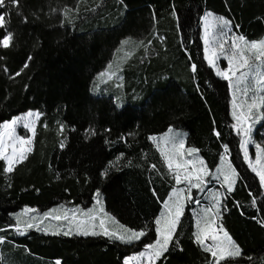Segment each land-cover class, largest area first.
<instances>
[{
    "label": "trees",
    "instance_id": "16d2710c",
    "mask_svg": "<svg viewBox=\"0 0 264 264\" xmlns=\"http://www.w3.org/2000/svg\"><path fill=\"white\" fill-rule=\"evenodd\" d=\"M205 12L232 21L249 41L264 38V0H19L8 9L14 46L0 47V124L28 111L41 118L28 158L11 174L0 161V236L8 241L0 245V264H124L144 251L157 239L154 221L176 186L149 139L169 128L187 132L186 146L199 149L210 171L228 146L240 179L231 193L219 186L226 195L220 223L242 250L230 264H264V192L232 127L229 83L204 58ZM129 37L135 46L120 67L122 82L98 84ZM141 40L152 43L145 50L137 46ZM255 138L264 148V120ZM121 154L119 167L102 176ZM97 190L120 224L146 227L148 235L124 244L36 228L21 236L9 228L24 207L40 213L65 204L87 208ZM194 204L188 202L177 225L178 243L155 264H212L195 242Z\"/></svg>",
    "mask_w": 264,
    "mask_h": 264
},
{
    "label": "snow or ice",
    "instance_id": "6c2138e0",
    "mask_svg": "<svg viewBox=\"0 0 264 264\" xmlns=\"http://www.w3.org/2000/svg\"><path fill=\"white\" fill-rule=\"evenodd\" d=\"M12 6L18 8L19 0H0V9L3 10L0 11V29L6 30L0 36V47L3 49H9L14 46V34L8 30L6 23L8 9ZM172 14L174 16L176 15L174 7ZM210 17H212L211 22H209ZM202 19L205 21L203 37V43L205 45L204 58L210 66L216 68V74L228 81L230 88L234 89L232 117L236 123L232 127L238 135L244 137L240 143L243 158L247 162L250 170L258 177L261 188H264V148H261L259 144L255 145L260 154L255 157V161L253 162L250 159L247 147L252 143V127L249 121L256 118V114L260 108H264V95H261V93H264V72L261 71L264 68V39L247 40L243 34L234 32L233 22L223 16L213 17V14L208 12L205 13ZM235 28L239 29V25H235ZM131 41V37L125 39L121 42L122 47L128 45ZM151 43V40H148L147 44L141 40L137 46H143L146 50L147 46ZM131 54L129 52L126 55L130 57ZM221 58L227 60L228 66L226 69H221L217 66V61ZM0 59H3V57H0ZM30 59L31 57H29ZM27 67L28 63L26 62L24 68ZM3 70L7 72L6 67ZM191 71L196 73V64H191ZM20 74L21 72H17L14 76H19ZM112 75H115V73ZM241 85L244 86L242 89ZM236 93H242V95L237 97ZM249 93H251V96ZM238 99L239 102H237ZM40 115L38 111H29L24 117H16L9 122L0 124V128L3 129L0 131V161L6 162V166L3 169L4 173H13L16 166L25 161L33 151V141L36 132L35 121L39 119ZM18 127H22L26 131L31 132L32 135L22 136L17 134L16 130ZM60 127L61 131H63V125ZM106 131H110V129H106ZM168 131L172 132V129L169 128ZM91 134L95 135L96 133L93 130ZM214 135L219 138L221 133L214 129ZM149 139L154 142L157 141V137L155 136H151ZM160 140L164 145H170V148L160 147L159 144L157 145L169 174L175 181V185L184 184L185 187H174L168 199L163 201L164 211L154 221L157 239L154 242L145 244V250L139 253L140 257L146 258L148 264H155L157 260L164 256V253L169 251L171 244L178 243V241H174V234L184 214V201L188 200L192 203L199 204V200L192 195V191L193 189L204 191L207 184L205 178L211 175L204 159L199 157V149L192 146L186 147L184 138L166 136L161 137ZM61 147H64L63 143ZM224 152L230 159L231 151L227 145H224ZM122 156L123 154H121V157H117L114 162L110 161L109 167L104 169L102 176H108L109 168H118ZM186 156L192 158L187 159L185 158ZM223 159L224 157H222ZM150 167L156 170L157 166L153 164ZM189 168H191V171H189ZM218 171L220 176H223L221 186L226 187L227 192L231 193L234 190L237 180L240 179L239 173L231 163H229L227 169L220 168ZM220 176L216 178L219 179ZM95 198L96 204L100 205L101 193L99 190L96 191ZM212 199L213 205L204 209L202 215L198 214V232L195 234V242L203 246L204 250L211 254L213 258L212 264H222V262L230 264V261L242 256V250L224 229L223 224L218 223V218H222L219 196L214 195ZM255 204L256 200L253 199V205ZM61 208L63 209V206ZM57 212L58 210L54 208L41 215L37 213L36 209L25 207L22 213L17 216L16 223L9 225V228L21 236L26 235V229L33 228L43 231L47 235L50 233V229H41L40 225L45 220L51 218L55 221L67 222L66 228L58 226L54 231H51L52 235L102 236L124 244L140 242L142 238L148 235V229L146 227L139 230L131 229L119 224L114 217L110 219L117 227L110 229L106 226L105 219L103 218L108 216L103 207L88 210L64 209L63 215L56 214ZM30 213H37V215L29 216ZM21 216L28 218L22 220ZM98 218L99 230H97V224L95 223ZM260 223L261 226H264V220L260 221ZM201 225L203 226L201 227ZM0 231L5 230L0 229ZM207 240H210L211 243L206 245L205 241ZM7 242L6 236H0V245ZM134 259L135 257H128L124 260V264H131V261ZM55 264H61V261L57 260Z\"/></svg>",
    "mask_w": 264,
    "mask_h": 264
},
{
    "label": "rangeland",
    "instance_id": "374dc122",
    "mask_svg": "<svg viewBox=\"0 0 264 264\" xmlns=\"http://www.w3.org/2000/svg\"><path fill=\"white\" fill-rule=\"evenodd\" d=\"M205 13H208V12H205ZM205 13H204V15H205ZM210 13H212V12H210ZM212 14H213V13H212ZM213 17H219V16H216L215 14H213ZM211 20H212V17L209 18V22H211ZM204 26H205V21L202 19V34H203V37H204ZM233 31H234V30H233ZM234 32H235V31H234ZM263 39H264V38H263ZM203 44H204V43H203ZM134 46H135V45H134V42H133V41H131L128 45H124L123 47H122V45H121V47H120V49H119V52L117 53L115 59L109 64V65H111V67L108 66L107 69H106L104 72H102V73L97 77L96 82H97L98 84H101V83H104V84L114 83V84H116L115 82H117V83H121V82H122V81H121L122 78H121L120 73H119L120 67H121V65H122V64L124 63V61H125V57L127 56L126 54L129 53V52H131ZM226 47H227V46H226ZM204 48H205V45H204ZM204 55H205V52H204ZM206 61H207V60H206ZM207 63H208V61H207ZM208 65H209V63H208ZM209 66H210V65H209ZM217 66H218L219 68H221V69H226L227 66H228V65H227V60H226V59H223V58L219 59V60L217 61ZM210 67H211L212 70H214V72L216 73V68H215V67H212V66H210ZM261 71L264 72V68H262ZM113 73H115V75H112ZM102 74H103V75H102ZM237 75H239V73H237ZM228 83H229V82H228ZM98 87H99V86H98ZM229 87H230V86H229ZM243 87H244V86L241 85V89H242ZM100 92H101V91H100L98 88H95V89H94V93L99 94ZM230 92H231V115H232V111H233V109H232V99H233L234 89H233V88H230ZM236 95H237V97H240V96L242 95V93H236ZM249 95L251 96V93H249ZM261 95H264V93H261ZM237 102H239V99H238ZM249 102H250V100H249ZM263 109H264V108H260L259 111H258L257 114H256V118H255L254 120H252V121H249V123H250V125H251V127H252V133H251V140H252V143L249 144L247 147H248V151H249L250 159H251L253 162L255 161V157H256L258 154H260L259 151H258V149L255 147V145H256V144H259V145L261 146V148H263L262 143H261L260 141H258V140L255 138L256 128H257V127L263 122V120H264V110H263ZM28 112H29V111H28ZM28 112H26V113H24V114H21V115L18 116V117H24ZM33 112H37V111H33ZM40 118H41V115H40L39 119H40ZM39 119L35 121V129H37V125H38ZM233 119H234V118H233ZM234 121H235V120H234ZM235 123H236V121H235ZM171 129H172V132L167 131V132L164 133V134H161V135H159V136H155V137H157V141H156V142L153 141L154 144H155L156 146L159 144L160 147L170 148V145H164L163 142L160 140L161 137H166V136H168V137H171V136H177L178 138H184V139H185V142H186L187 132H185V131H183V130H178V129H175V128H171ZM2 130H3V129L1 128L0 131H2ZM16 131H17V134L22 135V136H31V135H32L31 132L26 131V130L23 129L22 127H18ZM35 134H36V132H35ZM240 136H241V140H242L244 137H243L242 135H240ZM186 147H187V146H186ZM157 148H158V147H157ZM241 150H242V149H241ZM242 153H243V151H242ZM199 157H201L200 154H199ZM222 157H224V159L222 160V158H221V160H220V165L218 166L217 170H216V171H210V172H211V176L205 178L206 181H207V184H206V186H205V188H204V191H200V190H198V189H193V191H192V195H193L195 198L199 199V198L202 197V195H204V194L206 193V190L209 188V187H208V183H215V184H216V183H217V184H220V183H221V184H222L223 176H220V173H219L218 169H220V168L227 169L229 163H231L230 160H229V158H228V156H226V155L224 154ZM185 158H187V159H191L192 157H188V156H186ZM201 158H202V157H201ZM245 162H246V161H245ZM246 163H247V162H246ZM231 165H232V164H231ZM232 166H233V165H232ZM189 171H191V168H189ZM217 176H220V178L217 179V178H216ZM211 179H216V180H218V182L211 181ZM174 187H176V188H184L185 185H184V184H181V185H176V186H174ZM219 188H220V187H218L217 189H219ZM217 189H216V192L212 193L209 197H207V199H208V200H213V199H212L213 196H214V195H218V196H219V199H220V201H221V205H223L224 200H223L222 196H223V197H226L225 192L222 190V188H220L219 191H217ZM262 189H263V192H264V188H262ZM172 190H173V189H172ZM221 190H222V191H221ZM171 193H172V191H171ZM171 193H170V194H171ZM185 195H186V194H185ZM224 199H225V198H224ZM188 202H189L188 200H185V201H184V203H185V207L187 206ZM61 206H63V209L61 208ZM98 207H103L104 210H105V212L108 214L107 217H103V218L105 219L106 226L109 227L110 229H113V228L117 227L116 225H114V224L112 223V221H111L110 218H112V217H114V216L111 215L110 213H108V212L106 211L102 198H101V204H100V205H97V204H96V198L94 197V203H93V205L90 206V207H87V208L82 207V206H78V205H66V204H65V205H60V206H57V207H54V208H56V209L58 210V212H57L56 214L63 215V210H64V209H83V210H88V209H95V208H98ZM185 207H184V210H185ZM24 208H25V207H24ZM24 208H23V209H24ZM29 208H30V207H29ZM54 208H53V209H54ZM23 209H22L21 211L17 212L16 214H14V218H15V219L17 218L18 215H20V214L22 213ZM221 209H222V207H221ZM51 210H52V209H51ZM51 210H49V211H51ZM49 211H47V212H49ZM163 211H164V208H163ZM163 211H162V212H163ZM37 213H39V214L42 215V214L45 213V212L40 213V212L37 211ZM37 213H30L29 216L37 215ZM100 216H102V214H100ZM27 218H28V217L21 216V219H22V220H25V219H27ZM114 218H115V217H114ZM115 220H117V219L115 218ZM95 223L97 224V230H99V228H98V225H99V218L97 219V221H96ZM218 223H219V218H218ZM119 224H120V223H119ZM58 226H63V227L66 228V227H67V222H65V221H55V220H52L51 218H49V219L45 220V221L43 222V224L40 225V228H41V229H43V228H49V229H50V233H51V231H54V230L56 229V227H58ZM27 230H28V229H26L25 231H27ZM221 235H222V234H221ZM210 243H211L210 240L205 241V244H206V245H207V244H210ZM140 253H141V252H140ZM130 257H135V259L131 261V264H148L146 258H144V257H140L139 253H137V254H133V255L130 256ZM156 262H157V261H156ZM156 262H155V263H156Z\"/></svg>",
    "mask_w": 264,
    "mask_h": 264
},
{
    "label": "crops",
    "instance_id": "0c3cea01",
    "mask_svg": "<svg viewBox=\"0 0 264 264\" xmlns=\"http://www.w3.org/2000/svg\"><path fill=\"white\" fill-rule=\"evenodd\" d=\"M211 176V175H210ZM211 181H215L218 182V180L216 179H211ZM221 185L220 184H215V183H208V189L206 190V193L204 195H202L201 198L197 199L199 200V204H194L195 206V229H196V233L198 232V227H197V220L199 219V215L203 214L204 209L211 207L213 205V200H208L207 197H209L212 193L216 192V189ZM220 189V188H219ZM219 189H217V191H219ZM222 191V190H221ZM223 200L225 197H223ZM223 205H221L222 207ZM222 211V209H221ZM199 214V215H198ZM160 217V216H159ZM220 219L219 218V223H220ZM203 225H201L202 227ZM222 234V233H221Z\"/></svg>",
    "mask_w": 264,
    "mask_h": 264
}]
</instances>
